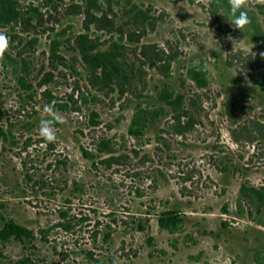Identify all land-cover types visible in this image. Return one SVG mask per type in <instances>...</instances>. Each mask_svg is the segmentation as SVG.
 I'll use <instances>...</instances> for the list:
<instances>
[{
	"label": "rangeland",
	"instance_id": "rangeland-1",
	"mask_svg": "<svg viewBox=\"0 0 264 264\" xmlns=\"http://www.w3.org/2000/svg\"><path fill=\"white\" fill-rule=\"evenodd\" d=\"M246 10L240 31L225 0H0V231L34 235L0 239V264H264V204L240 193L264 189V6ZM199 62L207 87L187 77Z\"/></svg>",
	"mask_w": 264,
	"mask_h": 264
},
{
	"label": "trees",
	"instance_id": "trees-1",
	"mask_svg": "<svg viewBox=\"0 0 264 264\" xmlns=\"http://www.w3.org/2000/svg\"><path fill=\"white\" fill-rule=\"evenodd\" d=\"M57 45L58 43L55 41L52 45V49L57 48ZM81 52L85 55L86 58L89 57L87 51H85V48H82ZM96 60L97 61L95 62V64L102 67V69H104V72L105 70H108V65L104 60V57L99 56ZM116 66L118 67L117 64ZM114 69H116L115 65ZM209 76V70L205 62H199L197 64L191 65L187 70V77L200 87L208 86ZM19 81L24 87L30 89L32 88V86L26 84L24 77H20ZM160 100L170 106L172 110L177 111L180 107L182 97L179 94L174 95L173 90L165 87L160 95ZM164 114V109L162 107L154 108L151 110L140 108L132 120L130 131L134 134H142L148 127L149 123L156 122ZM240 193L241 195H245V197H249L252 200L257 197L258 201H260L261 204H264V189L262 188H257L255 186L244 183L240 188ZM224 210L225 212H227L228 208L225 207ZM64 215L67 214L64 213ZM183 222L184 219L181 217L180 212L174 209H167L161 212L158 219L159 226L162 229L170 230L172 232L179 230ZM33 236L34 235L31 230L14 222L13 220L6 222L4 228L0 231V239H8L9 237H14L20 241H23L24 239H31Z\"/></svg>",
	"mask_w": 264,
	"mask_h": 264
},
{
	"label": "clouds",
	"instance_id": "clouds-1",
	"mask_svg": "<svg viewBox=\"0 0 264 264\" xmlns=\"http://www.w3.org/2000/svg\"><path fill=\"white\" fill-rule=\"evenodd\" d=\"M257 5L264 6V0H252ZM228 7L231 21L229 22L235 29L240 31L251 23L247 7L250 0H225ZM9 37L5 33H0V60H3L6 51L9 49ZM264 58V52L260 53ZM43 111L48 114V118L42 119L39 124V135L47 142L54 143L56 137V125L64 123L63 117L54 109L52 105H45Z\"/></svg>",
	"mask_w": 264,
	"mask_h": 264
}]
</instances>
